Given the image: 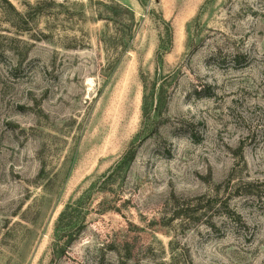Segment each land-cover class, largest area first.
Listing matches in <instances>:
<instances>
[{"label": "rangeland", "instance_id": "1", "mask_svg": "<svg viewBox=\"0 0 264 264\" xmlns=\"http://www.w3.org/2000/svg\"><path fill=\"white\" fill-rule=\"evenodd\" d=\"M0 264H264V0H0Z\"/></svg>", "mask_w": 264, "mask_h": 264}]
</instances>
